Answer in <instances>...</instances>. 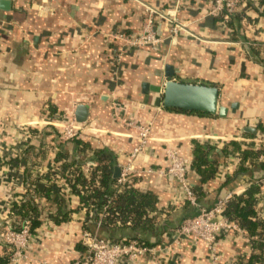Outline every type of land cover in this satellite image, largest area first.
Here are the masks:
<instances>
[{
  "label": "crops",
  "instance_id": "0c3cea01",
  "mask_svg": "<svg viewBox=\"0 0 264 264\" xmlns=\"http://www.w3.org/2000/svg\"><path fill=\"white\" fill-rule=\"evenodd\" d=\"M145 8L175 10L184 30L166 39L165 25L157 22L155 30L163 42L156 50H121L122 44L112 36L137 34ZM246 16L234 39L211 14V0H0V160L15 153L24 132L48 128L53 133L45 137V154L35 159L34 174L55 167L58 147L70 159L92 157L91 151L79 154L71 141L61 142L54 135L74 119L82 136L78 140L92 149L107 148L117 158L116 167H121L138 144L136 130L122 121L149 125L147 145L132 165L134 170L152 168L156 173H136L133 187L154 194L157 209L167 212L159 218L169 216L175 224L186 197L177 179L157 173L167 166L165 150L175 149L187 162L192 186L198 180L190 166L194 142L220 149L239 140L244 127L264 125V18L254 10ZM250 45L258 48L257 57L249 53ZM166 66L177 81L218 88L227 116L162 108L160 94L151 88L163 86ZM144 84L149 87L146 93ZM79 105L88 109L83 123L76 121ZM251 136L245 139L250 149L257 138ZM231 154L215 177L203 184L204 198L198 207L211 208L228 193L241 195L250 184L248 176L235 184L226 182L234 171L227 166ZM23 179L22 169L0 168V219L9 216ZM38 185L41 192L47 184ZM256 206L264 219V193ZM84 218L79 209L68 223L41 225L27 258L19 264H65L80 256L76 246ZM175 228L163 233L153 255L127 264H236L239 255L250 254L243 235L224 231L218 237L220 260L213 262L201 242L176 244Z\"/></svg>",
  "mask_w": 264,
  "mask_h": 264
},
{
  "label": "trees",
  "instance_id": "16d2710c",
  "mask_svg": "<svg viewBox=\"0 0 264 264\" xmlns=\"http://www.w3.org/2000/svg\"><path fill=\"white\" fill-rule=\"evenodd\" d=\"M249 10L256 11L264 18V0H257L256 5L248 1L244 7L224 21L222 16H218V19L231 30L234 39L239 35L241 23L247 19L246 13ZM248 48L253 56L259 55V50L254 45ZM165 110L213 117L197 112ZM48 111L54 112V109L49 108ZM256 127L264 139V125L258 123ZM51 133L53 131L49 128L43 131L30 130L28 132L30 137L23 142L21 155L6 161L0 160V168L8 166L15 172L23 170L25 196L20 203H13L9 217L5 221V224L14 230H19L24 222H28L32 230L46 221L53 225L65 224L72 220L73 215L78 214L79 209L84 208L86 213L82 228L95 233L98 238L112 242L125 239L147 247L158 246L163 233L169 228L173 226L177 228L183 220L198 215L197 207L202 204L204 198L203 184L215 177L218 166L230 153H235L239 157V162L233 175L226 182L235 184L243 176L251 179L245 191L241 195H233L225 205L227 220L244 231L248 238L250 254L247 257L239 255L236 264H264V219L259 217L255 207L260 192L258 182L264 177V163L259 162L264 151L246 147L244 140L252 138L250 134L242 133L239 140L230 141L220 149L213 146L204 148L197 142L193 143L190 166L198 176V180L191 186L194 205L186 201L183 212L177 219L178 222L174 224L169 216L167 220L159 218L163 211L157 209L154 194L133 187L135 176L123 185L117 183L118 179L114 177L117 158L107 148L92 149L78 139L69 140L78 148L79 154L91 151L92 157L70 159L68 154L58 147L55 167L42 175L34 174L35 159L42 158L45 154V137ZM54 135L56 138L59 136L55 133ZM60 144L62 143L60 142L59 146ZM89 163L94 166L88 165ZM56 179L67 185L69 194L62 190ZM41 181H45L47 185L38 192V184ZM40 201H43L42 205ZM73 201L76 202L75 207L72 206ZM76 250L79 255L85 251L80 241L77 242ZM5 261L4 256L0 257V264Z\"/></svg>",
  "mask_w": 264,
  "mask_h": 264
},
{
  "label": "built area",
  "instance_id": "2783aa9c",
  "mask_svg": "<svg viewBox=\"0 0 264 264\" xmlns=\"http://www.w3.org/2000/svg\"><path fill=\"white\" fill-rule=\"evenodd\" d=\"M244 6L245 2L243 0H211V14L215 16H222L224 21ZM157 22H161L165 25V31L167 34L166 39L174 38L184 30L183 25L177 18L175 10L163 11L155 10L153 8H145L142 27L137 34H117L112 36V38L122 44L121 50L141 47L156 50L163 42V39L155 30ZM122 122L125 126L136 130L138 144L129 154L127 162L120 167V175L117 180L119 185L129 182V180H131L130 178L136 173H156L152 168L134 170L132 165L133 160L142 154L147 145L150 136V126L135 124L134 122L126 120H123ZM28 132L29 131L24 132L19 143V148L15 150V153L11 154L9 158L1 161H6L21 155L23 151V142L30 137ZM58 135L61 142L79 139L82 137L80 129L74 119L64 125ZM244 143L246 145V140H244ZM251 149L264 151L263 137L256 138L254 145L251 146ZM231 155L230 163L227 164V166L233 167V170L235 171L239 162V157L235 153H232ZM165 157L167 166L165 170L158 171L157 173L162 176H170L177 179L184 191L186 201H189L194 205V197L191 192V186L187 180L189 165L175 149H166ZM259 162L264 163V154L259 158ZM88 165L94 166L92 163H89ZM220 166L222 167L223 164ZM220 166H218V168ZM233 172L232 174L230 173L229 178L233 175ZM56 180L62 190H64L66 194H69L70 190L67 185L64 184L62 180ZM258 184L260 186V192L257 195L255 203L256 210L258 209L256 204L258 203L259 205L262 194L264 193V177L258 182ZM24 196L25 190L23 187L21 193L15 196L13 203H20ZM232 196L233 194L228 193L208 209L197 207L199 210L198 215L183 220L180 225L173 230L175 243L181 245L187 242L194 244L201 242L205 246L211 261L217 262L220 260V254L218 252V237L222 234V232H237L243 235V237L248 241L244 231L229 222L225 216V205ZM81 210L86 213V209L81 208ZM166 214L167 212L163 211L160 215L161 218L164 219ZM8 217L0 219V257L4 256L8 264H19L22 260L27 258L28 250L33 240V235L39 227L32 230L30 224L28 222H24L19 230H14L11 226L5 224ZM42 225L49 226L53 224L46 221ZM79 241L85 250L84 253L65 264H127L135 262L139 257L153 255L157 251V246L147 247L140 245L135 241H127L125 239L112 242L110 240L98 238L95 233H91L86 230H82L80 232Z\"/></svg>",
  "mask_w": 264,
  "mask_h": 264
},
{
  "label": "water",
  "instance_id": "95a60500",
  "mask_svg": "<svg viewBox=\"0 0 264 264\" xmlns=\"http://www.w3.org/2000/svg\"><path fill=\"white\" fill-rule=\"evenodd\" d=\"M175 72L170 66L165 68V83L162 87L151 88L155 93H159L161 97V106L164 109H175L184 112H197L210 116H218L225 118L227 116V108L220 105V94L218 88L203 84H192L177 81L174 78ZM149 87L144 84L143 92L146 93ZM236 106H232V110ZM76 121L83 123L88 116L86 106L79 105L76 109ZM243 132L251 134L257 138H261L259 131L250 126L242 129ZM120 175V167H115L114 177L118 179Z\"/></svg>",
  "mask_w": 264,
  "mask_h": 264
}]
</instances>
